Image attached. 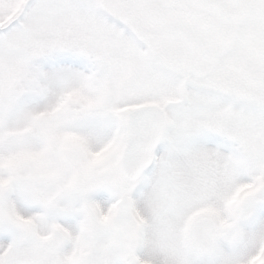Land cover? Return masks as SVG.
<instances>
[{
	"label": "snow or ice",
	"instance_id": "6c2138e0",
	"mask_svg": "<svg viewBox=\"0 0 264 264\" xmlns=\"http://www.w3.org/2000/svg\"><path fill=\"white\" fill-rule=\"evenodd\" d=\"M0 264H264V0H0Z\"/></svg>",
	"mask_w": 264,
	"mask_h": 264
}]
</instances>
